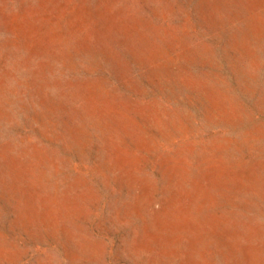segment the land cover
<instances>
[{"label": "rangeland", "instance_id": "1", "mask_svg": "<svg viewBox=\"0 0 264 264\" xmlns=\"http://www.w3.org/2000/svg\"><path fill=\"white\" fill-rule=\"evenodd\" d=\"M0 264H264V0H0Z\"/></svg>", "mask_w": 264, "mask_h": 264}]
</instances>
